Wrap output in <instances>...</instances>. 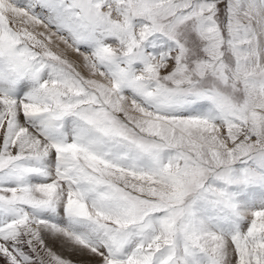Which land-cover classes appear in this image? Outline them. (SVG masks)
<instances>
[{"label":"snow or ice","instance_id":"1","mask_svg":"<svg viewBox=\"0 0 264 264\" xmlns=\"http://www.w3.org/2000/svg\"><path fill=\"white\" fill-rule=\"evenodd\" d=\"M0 264H264V0H0Z\"/></svg>","mask_w":264,"mask_h":264},{"label":"rangeland","instance_id":"2","mask_svg":"<svg viewBox=\"0 0 264 264\" xmlns=\"http://www.w3.org/2000/svg\"><path fill=\"white\" fill-rule=\"evenodd\" d=\"M66 255V254H65ZM73 258V257H72ZM73 259H75V257L73 258Z\"/></svg>","mask_w":264,"mask_h":264},{"label":"bare ground","instance_id":"3","mask_svg":"<svg viewBox=\"0 0 264 264\" xmlns=\"http://www.w3.org/2000/svg\"><path fill=\"white\" fill-rule=\"evenodd\" d=\"M67 255V253H65ZM74 258V257H73Z\"/></svg>","mask_w":264,"mask_h":264}]
</instances>
